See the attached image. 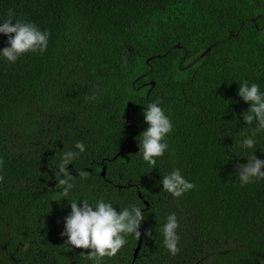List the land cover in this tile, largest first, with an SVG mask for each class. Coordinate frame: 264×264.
<instances>
[{
  "label": "trees",
  "instance_id": "16d2710c",
  "mask_svg": "<svg viewBox=\"0 0 264 264\" xmlns=\"http://www.w3.org/2000/svg\"><path fill=\"white\" fill-rule=\"evenodd\" d=\"M9 9L50 38L43 54L0 60V264H91L61 235L67 200L82 198L144 212L137 257L129 235L105 264H264V180L241 187L236 174L248 157L236 141L254 127L239 84L264 92V0H0V20ZM156 99L173 131L150 168L137 137ZM77 142L76 187L56 200L57 164ZM174 168L195 185L179 198L159 183ZM171 213L176 255L161 232Z\"/></svg>",
  "mask_w": 264,
  "mask_h": 264
},
{
  "label": "clouds",
  "instance_id": "9594fccd",
  "mask_svg": "<svg viewBox=\"0 0 264 264\" xmlns=\"http://www.w3.org/2000/svg\"><path fill=\"white\" fill-rule=\"evenodd\" d=\"M7 18L0 20V34L7 36V46L0 49V60L15 64L18 59L27 53L43 54L47 51L50 33L41 30L36 24L15 20L12 9L7 11ZM240 100L249 105L243 112V121L251 134H244L236 141V146L248 152L247 163L237 167L236 174L240 186L264 180V159L257 158V137L264 133V92L256 83L247 80L239 84L237 92ZM88 99H95L89 97ZM162 101L156 99L143 107V120L146 129L137 137L139 146L138 154L143 162L150 168L157 164V158L163 157L168 150L166 137L173 131V122L165 110L161 107ZM247 128V127H246ZM85 145L77 142L73 149L65 151L57 164L58 171L55 179L58 181L59 190L56 200H64L74 191L76 184L73 179V169L69 168L81 153L85 152ZM250 150V151H249ZM262 153L264 151L260 150ZM0 161V165H2ZM80 176H86V172H80ZM4 180L0 176V182ZM162 191L173 198H179L184 193L192 190L195 185L187 180L179 168H174L168 174L162 176L159 181ZM70 204V213L63 218V231L61 235L66 237L65 245L71 250H90L82 253L91 264H105V258H112L126 245L127 237L134 235L141 237L140 225L144 220V212L137 205L119 208L104 199L90 201L82 198L79 200H67ZM179 221L175 213L166 218L161 232L164 247L171 255L179 251V235L177 229ZM145 235L151 238V231L146 230Z\"/></svg>",
  "mask_w": 264,
  "mask_h": 264
},
{
  "label": "water",
  "instance_id": "95a60500",
  "mask_svg": "<svg viewBox=\"0 0 264 264\" xmlns=\"http://www.w3.org/2000/svg\"><path fill=\"white\" fill-rule=\"evenodd\" d=\"M209 49H211V48H209ZM208 49V50H209ZM130 105H132V103H130ZM104 176L106 175V167H104V169H103V173H102ZM143 230H144V227H141V239H140V241H139V244H138V247H137V249H136V252H135V257H137V255H138V253H139V250H140V247H141V245H142V241H143Z\"/></svg>",
  "mask_w": 264,
  "mask_h": 264
}]
</instances>
